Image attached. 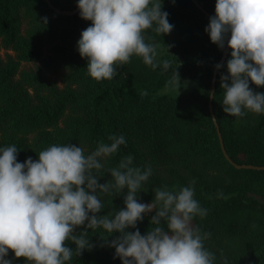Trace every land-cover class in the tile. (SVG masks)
I'll list each match as a JSON object with an SVG mask.
<instances>
[{
	"label": "trees",
	"instance_id": "obj_1",
	"mask_svg": "<svg viewBox=\"0 0 264 264\" xmlns=\"http://www.w3.org/2000/svg\"><path fill=\"white\" fill-rule=\"evenodd\" d=\"M196 1L214 15L216 0ZM50 2L62 10L77 6V0ZM161 10L168 12V22L181 25V36L174 43L146 30L145 40L178 51L179 75L187 74L200 89L153 97L172 72L153 70L136 56L118 67L113 79L97 82L86 75L87 61L77 50L80 33L91 21L82 19L79 11L57 13L44 0H0V50H5L0 56V148L16 145L17 160L23 163L28 157L36 160L40 151L54 144H74L87 155L99 142L110 144L109 135H122L126 143L106 158L105 169L128 155L133 166H151L152 175L137 193L140 202H151L156 188L185 187L195 180L194 199L208 212L192 223L211 234L204 246L215 255L214 264H264V169L236 168L224 157L208 106L213 70L225 48L210 41L204 31L209 17L191 0H162ZM229 53L230 49L223 64ZM35 62L33 68L20 69L22 63ZM221 74H226L225 67L216 72L211 103L225 151L236 164L264 166V114H225ZM54 75L59 81L51 78ZM250 87L264 92V87ZM142 90L148 92L143 98ZM101 175L98 183L111 179L110 173ZM125 194L126 190L114 196L100 194L104 208L97 215L124 208ZM153 214L137 223L141 234L153 227ZM100 236L107 233L89 230L94 247L67 264H121L114 258L115 249ZM66 244L75 247L70 241ZM13 257L9 250L6 258L12 264H27Z\"/></svg>",
	"mask_w": 264,
	"mask_h": 264
},
{
	"label": "clouds",
	"instance_id": "obj_2",
	"mask_svg": "<svg viewBox=\"0 0 264 264\" xmlns=\"http://www.w3.org/2000/svg\"><path fill=\"white\" fill-rule=\"evenodd\" d=\"M77 7L79 16L91 21L77 41L78 53L87 61L86 75L97 82L111 80L118 67L136 56L153 70L171 71L166 87L178 91L179 63L173 68L170 60L158 61L157 45L147 43L144 35L146 30L160 37L172 31L162 0H77ZM204 31L219 49L225 43L230 49L226 62L215 65L226 68L220 75L223 112L237 118L264 114V92L250 87H264V0H216ZM108 140L87 155L80 146L54 144L23 163L17 160L16 145L0 148V264H12L6 258L9 250L27 264H67L94 247L89 230L97 229L107 233L100 237L115 249L121 264H214L215 255L204 246L211 234L192 223L208 212L194 199L195 180L185 187L156 188L150 203L140 202L137 193L152 175L151 166H133L128 155L105 169L106 158L126 143L122 135ZM105 172L111 179L98 183ZM124 190V208L97 215L104 208L100 194ZM148 213H154L153 227L141 234L136 226ZM113 233L119 235L108 240ZM69 241L74 248L67 246Z\"/></svg>",
	"mask_w": 264,
	"mask_h": 264
},
{
	"label": "rangeland",
	"instance_id": "obj_3",
	"mask_svg": "<svg viewBox=\"0 0 264 264\" xmlns=\"http://www.w3.org/2000/svg\"><path fill=\"white\" fill-rule=\"evenodd\" d=\"M169 23L172 24L174 27L169 34L165 35V37L168 41L175 43L178 41L179 37L181 36L182 27L177 22H170L169 21ZM157 51H158V55H157L158 61H162L164 59L170 60V61H172L173 68L179 63V66L177 68H178V71L181 70L182 56L178 53V51H176L174 49H169V47L167 48V45H165L163 43L157 45ZM4 54H5V50L1 49L0 50V56L3 57ZM44 55H46V49L44 50ZM36 65H37L36 62L35 63H22L20 66V69L21 70L30 69V68L35 67ZM179 76H180V81H181V85H180L181 87L178 89V91L175 87H166V84H165L156 93L152 94L153 97L160 96V95L176 96V95H180V94L189 92L193 89H200L197 81L192 79L187 74L181 73ZM51 78L57 79V80L59 79V77L57 75H54ZM141 202L150 203L149 201H141Z\"/></svg>",
	"mask_w": 264,
	"mask_h": 264
},
{
	"label": "water",
	"instance_id": "obj_4",
	"mask_svg": "<svg viewBox=\"0 0 264 264\" xmlns=\"http://www.w3.org/2000/svg\"><path fill=\"white\" fill-rule=\"evenodd\" d=\"M46 2V4L51 8L53 9L55 12L57 13H60L62 15H72L76 12L79 11L78 7L76 6L74 9L72 10H62V9H59L57 7H54L50 0H44ZM197 8H199L207 17H210V16H213L211 15L209 12H207L206 10L202 9V7L197 3L196 0H191ZM228 50L229 48L227 47V44L225 46V50L221 56V58L217 61L216 64H223L224 60H225V57L228 53ZM218 69H216L214 67V70H213V74H212V77H211V83H210V95H209V110H210V113H211V117H212V120L215 124V127H216V130H217V134H218V139H219V142H220V148L223 152V155L224 157L230 162L232 163L236 168H245V169H256V170H262L264 169V166H258V165H252V164H236L234 162H232V160L230 159V157L227 155L226 151H225V148H224V144H223V140H222V136H221V133H220V130H219V127H218V124L216 123V119H215V116L213 114V111H212V95H213V92H214V89H215V79H216V72H217Z\"/></svg>",
	"mask_w": 264,
	"mask_h": 264
}]
</instances>
